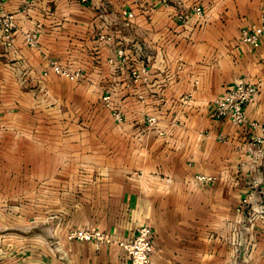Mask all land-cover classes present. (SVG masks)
Here are the masks:
<instances>
[{"label":"crops","instance_id":"crops-1","mask_svg":"<svg viewBox=\"0 0 264 264\" xmlns=\"http://www.w3.org/2000/svg\"><path fill=\"white\" fill-rule=\"evenodd\" d=\"M28 1L4 0L19 29L14 46L0 45V118L18 120L37 106L48 112L53 104L71 106L92 94L111 117L101 120L100 104H93L95 117L88 122L100 134L101 127L108 128L109 150L94 147L79 155L98 160L92 176L76 174L91 176L89 182L77 179L50 205L43 233L17 232L15 248L0 256V263L130 264L119 240L150 223L152 264H227L236 254L240 264H264V219L255 225L252 244L246 242L248 233L239 251L231 241L236 227L244 226L239 220L248 216L247 210L237 211L241 199L252 193V203L264 201V157L258 155L264 149V36L258 46L240 40L243 28L263 22L264 0H180L188 8L204 6L203 16L190 13L186 22L178 20L176 5L160 0H30L24 7ZM125 9L134 12L131 21ZM34 28L37 46L25 40ZM101 28L115 40H101ZM132 42L143 44L149 56V74L137 83L128 71L135 58L122 61L117 54ZM53 58L82 66L86 78L44 75ZM241 80L257 86L247 106L255 127L212 113L214 100ZM106 93L122 110V121L105 104ZM25 98L29 108L22 106ZM150 116L157 118L154 125ZM41 120L28 125L49 126L47 116ZM16 125L21 124H9ZM199 173L214 178L200 180ZM74 227H98L113 241L97 247L92 240L67 238Z\"/></svg>","mask_w":264,"mask_h":264},{"label":"rangeland","instance_id":"rangeland-1","mask_svg":"<svg viewBox=\"0 0 264 264\" xmlns=\"http://www.w3.org/2000/svg\"><path fill=\"white\" fill-rule=\"evenodd\" d=\"M86 95L71 106L53 104L56 107L48 112L37 106L36 110L24 111L18 120L0 118V256L13 251L17 232L43 233L48 208L60 202L63 193L75 186L77 179L80 183L89 182L87 178L92 176L94 162L98 160L79 158L81 153L94 147L98 151L109 150L108 128L101 127L100 134L88 119L95 117L93 104H100L101 120L107 115L111 117L110 113L100 100L94 101L92 94ZM24 100L22 106L29 108L30 100ZM46 116L49 126L29 127L30 119L36 118L42 124L45 121L41 119ZM78 121H85V126L78 127ZM13 123L21 125L9 126ZM69 136L74 138L72 142L64 140ZM30 151L37 154L36 159L27 157ZM82 171L91 176L76 175ZM30 226L33 227L29 229Z\"/></svg>","mask_w":264,"mask_h":264},{"label":"built area","instance_id":"built-area-1","mask_svg":"<svg viewBox=\"0 0 264 264\" xmlns=\"http://www.w3.org/2000/svg\"><path fill=\"white\" fill-rule=\"evenodd\" d=\"M86 1V0H84ZM165 5H176L178 8L177 18L181 22H186L190 13H197L201 16L204 15V6L201 4L194 5L193 7H186L180 0H160ZM26 2L24 7L29 5ZM104 12L108 11V5L105 4L102 7ZM124 14L128 21L134 17V12L130 9H125ZM19 26L16 15L11 12H7L4 6V0H0V45L11 47L14 46L17 39V32ZM99 38L106 41H114L112 34L105 33L101 28L98 32ZM264 36V20L261 24L252 28H243L240 34V40L243 43H248L252 46L260 45L261 38ZM25 40L29 45L37 46L39 42V29L34 28L25 32ZM118 57L122 58V61H129L134 57L135 61L129 64V75L133 83H137L141 80H145L149 74V56L146 47L138 42H132L127 46H122L117 49ZM115 63V62H114ZM49 69L43 72L47 75L49 72H54L58 75L64 76L73 81H82L86 78V72L80 65L64 64L61 60L53 58L49 62ZM20 80L24 83L26 81L25 76H21ZM256 84L249 81H239L234 86L226 90L220 97L216 98L211 105L213 116L217 119L228 118L233 123L255 127L258 123L250 120L247 113V106L253 99L256 92ZM190 95H186L185 99H189ZM103 100L107 107L112 108L113 115L117 121L124 119L123 112L120 108L114 107L112 104V94L106 93L103 95ZM156 116H150L148 121L150 125H154L156 122ZM255 142H263L262 138L255 137ZM258 155L264 157V149L258 150ZM259 161V160H256ZM260 163V162H259ZM198 179L204 181H212L213 176L199 173ZM259 179L255 180V185L259 184ZM253 194L249 193L243 197L237 206V211L245 213L247 210V218L245 221L243 218L239 220L241 227H236L233 232L231 241L235 246V250L239 251V246L242 244V237L248 233L246 237L247 244L254 242L255 225L258 220L264 219V201L260 203H252ZM154 228L150 223L141 224L137 227L133 236L119 240V245L124 249L125 253L129 257L130 264H152V255L155 249L154 245ZM67 238L94 241L97 247L103 244L110 243L113 238L106 231L98 227H74L68 230ZM249 249V247H248ZM248 249L243 254L242 260L248 261ZM239 255L236 254L233 260L227 264H240Z\"/></svg>","mask_w":264,"mask_h":264}]
</instances>
